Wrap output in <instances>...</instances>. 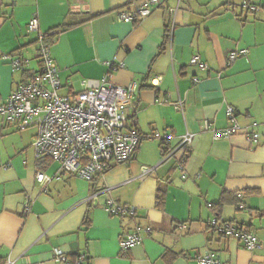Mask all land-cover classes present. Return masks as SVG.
<instances>
[{
    "label": "crops",
    "instance_id": "obj_1",
    "mask_svg": "<svg viewBox=\"0 0 264 264\" xmlns=\"http://www.w3.org/2000/svg\"><path fill=\"white\" fill-rule=\"evenodd\" d=\"M130 1L0 0V102L36 68V35L26 28L36 16L40 32L60 30L49 48L60 95L102 78L106 62L121 64L110 82L137 84L126 107L129 125L143 135H173L168 145L142 140L130 161L110 164L87 182L37 159L34 131L20 133L3 122L0 264H59L56 250L70 263L83 254L86 264H196V254L213 252L226 264H264V12L247 13L242 0H162L139 23L118 21ZM242 49L246 56L228 65V54ZM195 54L207 69L189 64ZM9 55L28 62L24 72H12ZM227 106L239 126L260 134L252 147L242 132L214 140L203 129L204 121L230 126ZM185 133L194 138L184 156L162 160L165 147ZM180 157L185 179L176 166ZM143 167L154 169L142 175ZM36 172L51 180L39 184ZM109 198L134 206L135 217L109 215ZM214 217L244 226L260 248L249 251L218 234L209 226ZM136 224L151 231L122 252L119 240Z\"/></svg>",
    "mask_w": 264,
    "mask_h": 264
},
{
    "label": "built area",
    "instance_id": "obj_2",
    "mask_svg": "<svg viewBox=\"0 0 264 264\" xmlns=\"http://www.w3.org/2000/svg\"><path fill=\"white\" fill-rule=\"evenodd\" d=\"M161 4L162 0H131L117 12V20L139 23ZM240 7L247 13L264 12V0H242ZM26 28L29 33L36 35V59L39 67L29 71L27 78L0 102V117L5 124L15 127L17 131L34 130L31 147L37 159H49L59 166L60 171L90 182L96 176L105 174L110 164L118 165L130 161L144 139L158 140L163 145L171 142L172 134L152 132L143 135L129 125L126 107L133 98L137 84L131 82L125 87H120L110 82L111 72L121 67V64L106 62L108 72L102 78L82 80L80 92L72 96L60 95L58 70L53 64L49 50L54 36L60 31L40 32L36 16L28 21ZM246 54L244 49L230 52L227 64L230 65ZM4 59L9 62L13 73L24 72L28 64L19 55H9ZM189 64L197 66L200 70L207 69L206 63L201 61L197 54L190 58ZM175 107L182 110L180 103L175 104ZM225 115L231 123L230 126L211 128L210 123L204 121L203 129L211 131L214 140L229 138L242 132L251 147L257 143L260 134L239 126L233 107L227 106ZM193 138L194 135L190 133L180 136L173 147H165L162 160L176 158L179 153L184 156ZM183 162L184 157L177 158L176 166L182 174L181 178L185 179ZM153 169L141 168L142 175ZM35 178L39 184H46L51 180L50 176L42 172H36ZM24 208L29 210L27 202ZM104 210L116 217L134 218L136 214L134 206L122 205L111 198L106 200ZM209 226L218 234L239 240L249 251L260 248L258 237L239 224L221 222L214 217ZM150 231L149 227L136 224L131 233L119 240L120 250L127 252L139 245L143 235ZM55 256L59 264H86L83 254L78 255L72 263L59 250L55 251ZM193 259L196 264H226L213 252L196 254ZM5 264L13 262L7 261Z\"/></svg>",
    "mask_w": 264,
    "mask_h": 264
},
{
    "label": "rangeland",
    "instance_id": "obj_3",
    "mask_svg": "<svg viewBox=\"0 0 264 264\" xmlns=\"http://www.w3.org/2000/svg\"><path fill=\"white\" fill-rule=\"evenodd\" d=\"M36 45H37V44H36ZM35 61H36V68L38 69L39 66H38V63H37V59H35ZM36 68H35V70H37ZM3 124H4V123H3V121H1V118H0V127L3 126ZM7 126H8V127H7L8 129H11L10 127H12V126H10V125H7ZM12 128H13V127H12ZM8 129H7V130H8ZM7 130H6V131H7ZM33 131H34L33 129H27V130L17 131V132H20V133H21V132H25V133H27V134H31V133H33ZM33 137H34V136H33ZM32 142H33V138H32ZM32 142H31V143H32Z\"/></svg>",
    "mask_w": 264,
    "mask_h": 264
},
{
    "label": "trees",
    "instance_id": "obj_4",
    "mask_svg": "<svg viewBox=\"0 0 264 264\" xmlns=\"http://www.w3.org/2000/svg\"><path fill=\"white\" fill-rule=\"evenodd\" d=\"M62 29H63V28H62ZM53 30H54V29H53ZM56 30H57V29H56ZM50 31H51V30H50ZM58 31H60V30H58ZM55 37H56V36H54V39H55ZM158 199H159L158 201H159V203H160V198H158ZM159 203H158V205H159ZM221 204H222V203H221V202H219V204H218V205H219V206H221ZM218 205L216 206V209H215V210H217V209H218ZM212 208L214 209V208H215V206L213 205V206H212ZM243 227H244V226H243Z\"/></svg>",
    "mask_w": 264,
    "mask_h": 264
}]
</instances>
